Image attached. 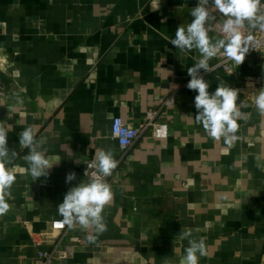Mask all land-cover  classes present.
Masks as SVG:
<instances>
[{
    "label": "crops",
    "instance_id": "1",
    "mask_svg": "<svg viewBox=\"0 0 264 264\" xmlns=\"http://www.w3.org/2000/svg\"><path fill=\"white\" fill-rule=\"evenodd\" d=\"M196 3L0 0V82L7 89L0 122L18 153L8 165L16 179L0 216V264H35L50 247L59 232L54 222L63 221L57 206L87 180L86 164L100 149L118 161L106 178L113 192L102 213L107 231L91 243L76 225L73 254L52 264H175L188 247L179 236L185 226L205 240L199 264H264V116L254 104L264 86L243 76L259 73L255 63L246 62L241 75L201 70L210 92L223 82L247 105L232 147L204 133L194 120L197 93L182 85L199 53L169 43L191 22ZM209 35L222 38L216 28ZM170 93L171 102L159 105ZM149 109L167 125L165 137L146 124ZM114 116L140 129L122 154L110 136ZM29 126L45 139L41 151L53 165L37 180L19 145ZM70 172L76 180L69 184Z\"/></svg>",
    "mask_w": 264,
    "mask_h": 264
},
{
    "label": "clouds",
    "instance_id": "2",
    "mask_svg": "<svg viewBox=\"0 0 264 264\" xmlns=\"http://www.w3.org/2000/svg\"><path fill=\"white\" fill-rule=\"evenodd\" d=\"M209 6L214 11H210ZM214 13H219L224 18L222 23L217 21ZM190 16L191 22L179 25L175 37L169 39V43L185 54L198 51L199 58L187 69L190 80L186 85L189 90L197 93L194 97V120L202 125L208 137L214 141L223 138L224 143L232 147L238 139V121L247 120V115L240 109L247 105L243 102L238 105L240 90L223 82H219L215 91L210 92V82L201 75V70L212 72L216 66H210L209 61L216 58L221 50L226 61H234L237 65L244 62L246 54L254 44L252 36H245L242 29L247 28L249 32L258 29L264 32V3L262 0H197ZM214 28L223 34L222 38L210 37L209 32ZM254 104L256 112L264 116V87L255 95ZM10 130V127L0 122V216L9 211V203L5 197L16 179L8 167L18 156L16 150L8 145ZM18 138L21 148L28 149L24 161L31 176L34 180L47 177L53 165L49 163L46 153L41 151L45 139L37 138L32 126L22 130ZM117 166L118 161L111 151L98 150L84 172V176L89 179L70 187L62 203L57 206V211L68 229L72 230L79 225L85 238L91 243H95L98 236L107 231L102 213L105 206L112 201L113 192L106 178L112 175ZM74 180L75 172L66 175V183L70 184ZM89 228L94 229L95 235L88 234ZM179 236L188 239V247L175 264H199V257L206 254L204 238L193 236L192 230L187 226L181 230Z\"/></svg>",
    "mask_w": 264,
    "mask_h": 264
},
{
    "label": "built area",
    "instance_id": "3",
    "mask_svg": "<svg viewBox=\"0 0 264 264\" xmlns=\"http://www.w3.org/2000/svg\"><path fill=\"white\" fill-rule=\"evenodd\" d=\"M264 3V0H262ZM245 36L251 35L253 38L254 47L250 48L249 52L245 56V60L241 65H237L234 61H226L225 57L221 53L215 58L214 63L211 66H216L214 69H221L227 74H239L241 75V67L247 62L250 53H256L258 59L255 62L259 69V73L243 75L244 78L256 86H264V32L255 29L248 31L247 28L242 29ZM223 36V34H222ZM202 72V71H201ZM204 72V71H203ZM190 80V79H189ZM185 81L182 85H187L188 81ZM5 85L0 82V105L4 99L6 93ZM172 94L167 98L161 99L159 105H168L171 102ZM157 109H149L146 113V124L151 126L153 136L157 138H163L167 134V125L165 123L155 122L154 116ZM140 129L125 123L119 116H114L110 124V136L115 139L119 153H124L129 147L132 146L134 141L139 136ZM90 161L86 164H89ZM91 172V170H88ZM89 177H87V180ZM54 226L59 229L56 238L50 244V247L43 250L41 254L35 260V264H52V261L57 258H68L73 254L74 246L79 242V237L76 234L70 233L67 225L63 221H55ZM66 240V241H64Z\"/></svg>",
    "mask_w": 264,
    "mask_h": 264
},
{
    "label": "water",
    "instance_id": "4",
    "mask_svg": "<svg viewBox=\"0 0 264 264\" xmlns=\"http://www.w3.org/2000/svg\"><path fill=\"white\" fill-rule=\"evenodd\" d=\"M258 59V55L256 53H250L247 62L253 65Z\"/></svg>",
    "mask_w": 264,
    "mask_h": 264
},
{
    "label": "trees",
    "instance_id": "5",
    "mask_svg": "<svg viewBox=\"0 0 264 264\" xmlns=\"http://www.w3.org/2000/svg\"><path fill=\"white\" fill-rule=\"evenodd\" d=\"M247 63H245V65H246Z\"/></svg>",
    "mask_w": 264,
    "mask_h": 264
}]
</instances>
